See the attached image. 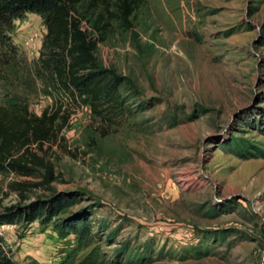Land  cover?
<instances>
[{
  "label": "rangeland",
  "instance_id": "374dc122",
  "mask_svg": "<svg viewBox=\"0 0 264 264\" xmlns=\"http://www.w3.org/2000/svg\"><path fill=\"white\" fill-rule=\"evenodd\" d=\"M131 9L123 23L116 0H96L81 24L102 40L97 65L126 80L122 116H94L83 99L68 106L26 73L0 84V105L21 95L33 115L59 104L70 113L42 149L49 189L0 199V210L53 195L65 205L2 226L5 249L14 264H264V0H133ZM45 34L39 15L12 22L25 66ZM83 221L91 233L77 242L68 225Z\"/></svg>",
  "mask_w": 264,
  "mask_h": 264
},
{
  "label": "trees",
  "instance_id": "16d2710c",
  "mask_svg": "<svg viewBox=\"0 0 264 264\" xmlns=\"http://www.w3.org/2000/svg\"><path fill=\"white\" fill-rule=\"evenodd\" d=\"M116 1L120 19L125 23L131 16L133 0ZM95 2L0 0V84L19 79L26 73L30 79L43 82L52 90L62 93L68 106L83 99L94 116L108 121L116 119L120 114L122 116L125 110L121 89L126 85V80L97 65L92 51L95 43L102 40H95L92 36L94 32L87 34L81 26L85 19L82 13L93 11ZM26 13L41 16L46 28L43 52L32 66H25L8 38L12 22ZM11 96L0 105V199L11 192H25L30 188L49 189V185L55 181L54 168L45 159L42 149L58 138L70 117L63 104L46 108L39 116L33 115L26 104V96ZM20 179L36 182L18 181ZM57 204L59 206L54 208ZM64 205L61 195H53L45 202L3 207L0 210V228L30 225L41 221L43 215L52 218ZM68 228L76 236L77 242L82 239L87 241L91 233L87 221L69 224ZM66 261L72 264L68 258L62 262ZM0 264H14L1 235Z\"/></svg>",
  "mask_w": 264,
  "mask_h": 264
}]
</instances>
